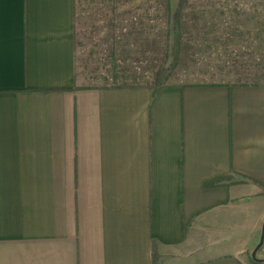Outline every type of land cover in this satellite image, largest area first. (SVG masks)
Returning a JSON list of instances; mask_svg holds the SVG:
<instances>
[{
	"label": "crops",
	"instance_id": "crops-1",
	"mask_svg": "<svg viewBox=\"0 0 264 264\" xmlns=\"http://www.w3.org/2000/svg\"><path fill=\"white\" fill-rule=\"evenodd\" d=\"M75 20L0 0V264H264V84L79 86Z\"/></svg>",
	"mask_w": 264,
	"mask_h": 264
},
{
	"label": "rangeland",
	"instance_id": "rangeland-1",
	"mask_svg": "<svg viewBox=\"0 0 264 264\" xmlns=\"http://www.w3.org/2000/svg\"><path fill=\"white\" fill-rule=\"evenodd\" d=\"M162 1L75 0L77 84L109 86L113 81L105 77L114 60L151 87L264 84V0H188L180 40L173 30L179 0H169L170 14L155 10ZM116 4L149 8L142 33L133 31L138 14L132 13L111 28L108 15Z\"/></svg>",
	"mask_w": 264,
	"mask_h": 264
},
{
	"label": "trees",
	"instance_id": "trees-1",
	"mask_svg": "<svg viewBox=\"0 0 264 264\" xmlns=\"http://www.w3.org/2000/svg\"><path fill=\"white\" fill-rule=\"evenodd\" d=\"M188 0H179V5L175 12L173 13V19H174V24H173V30H174V36L176 40H180L183 37V15L184 11L187 7ZM147 5V4H146ZM116 8H112L110 14L108 15V21L111 25V28L115 27V21L119 18H122L125 14L127 13H132L133 15L138 14L134 17V21H132V25L134 27V32L136 35L142 33L143 31V26L145 25V20H144V14L149 11V8L143 7L142 4H136L132 7L134 8H128V9H118L117 4L115 5ZM118 9V10H117ZM156 11H163L166 14H170L171 8H170V1L169 0H163L160 2V5L155 8ZM76 25V23H75ZM77 33H76V26H75V39H76ZM117 44V42H115ZM121 43V39L119 38V44ZM115 45H112L113 50H115L116 47ZM118 45V44H117ZM124 50V49H123ZM109 74L107 77L110 80L113 81L112 84L114 86H138V85H147L148 84H143L142 82H138L137 76L138 73L134 69L130 67H123L122 65L118 64L116 60L113 61L111 65V70H108ZM77 76V72H76ZM109 80V81H110ZM109 83H106V86ZM156 86L153 87L154 89H157V84ZM162 87V86H160ZM225 178H218L215 180H212L208 183V185H215L221 182ZM257 261V260H255ZM258 262V261H257Z\"/></svg>",
	"mask_w": 264,
	"mask_h": 264
},
{
	"label": "water",
	"instance_id": "water-1",
	"mask_svg": "<svg viewBox=\"0 0 264 264\" xmlns=\"http://www.w3.org/2000/svg\"><path fill=\"white\" fill-rule=\"evenodd\" d=\"M263 244H264V222H263V225H262V232H261L260 241L258 242V244L256 245V247L252 251V257H253V259H255L257 261H264V259H261V258H258L257 257V251L262 247Z\"/></svg>",
	"mask_w": 264,
	"mask_h": 264
}]
</instances>
